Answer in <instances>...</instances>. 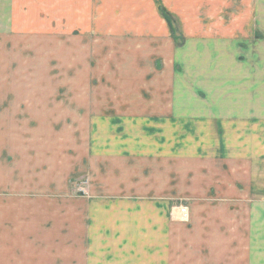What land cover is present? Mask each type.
<instances>
[{
	"label": "crops",
	"instance_id": "1",
	"mask_svg": "<svg viewBox=\"0 0 264 264\" xmlns=\"http://www.w3.org/2000/svg\"><path fill=\"white\" fill-rule=\"evenodd\" d=\"M145 4L142 22L131 23L129 49H113L106 63L111 78L103 65L89 64L94 91H87L85 78H79L84 89L74 88L72 71L63 92H4L6 70L0 77V261L226 264L215 237H185L182 224L165 219L166 198L207 197L223 189L211 185L219 172L232 173L224 151L237 145L194 141L185 155L182 133L184 121L199 122L193 124L198 133L214 131L199 129L208 122L224 132L236 125L232 119L243 125V92H232L243 85L242 74L234 81L232 74L243 0ZM169 32H181L184 46ZM184 156L198 160L191 180L184 178ZM83 176L91 180L86 198L75 191ZM197 225L209 229L196 221L191 229ZM171 227L177 235L169 241Z\"/></svg>",
	"mask_w": 264,
	"mask_h": 264
},
{
	"label": "rangeland",
	"instance_id": "2",
	"mask_svg": "<svg viewBox=\"0 0 264 264\" xmlns=\"http://www.w3.org/2000/svg\"><path fill=\"white\" fill-rule=\"evenodd\" d=\"M145 9V0H0V77L6 70L10 82L5 84L3 78L2 91L63 92V78L70 71L78 79L74 88L84 89L79 78H85L87 91H94L91 82L95 70L89 69V64L103 65L111 78L112 71L106 63L112 61L114 50L129 49L124 46L134 33L131 23L142 22ZM242 11L243 32L235 37L233 54L241 68L233 66L232 74L233 81L242 74L243 85L234 84L232 92H243V125L232 119L236 125L228 127L231 132H224L225 127L208 122L199 129L214 131L198 133L193 124L199 122L184 121L187 128L182 133L185 155L192 154L190 144L194 141L230 140L237 145L224 151L232 173L219 172L218 180L211 185L223 189L207 197L166 198L165 219L182 224L188 234L185 237H199L198 232L215 237L216 253L226 254V264H264V0H243ZM83 23H87V30ZM80 28H85V32ZM169 34L176 46H184L186 38L181 32ZM125 57L126 60L128 55ZM51 78L60 80L50 81ZM182 161L184 178L191 180L198 160L184 156ZM219 163L223 167V162ZM200 168L207 170V160H201ZM209 176L212 173L202 174L204 179ZM216 188L211 187L214 191ZM181 205L189 209L187 222L174 218ZM194 221L207 222L209 229L201 228L202 225L191 229ZM176 235L174 227L168 228L169 241ZM0 264L19 263L2 260Z\"/></svg>",
	"mask_w": 264,
	"mask_h": 264
},
{
	"label": "built area",
	"instance_id": "3",
	"mask_svg": "<svg viewBox=\"0 0 264 264\" xmlns=\"http://www.w3.org/2000/svg\"><path fill=\"white\" fill-rule=\"evenodd\" d=\"M91 180L87 176H83L76 180L75 191L77 195L84 198L90 196ZM174 218L181 222H187L190 218L189 209L186 206H179L176 208V213H174Z\"/></svg>",
	"mask_w": 264,
	"mask_h": 264
},
{
	"label": "trees",
	"instance_id": "4",
	"mask_svg": "<svg viewBox=\"0 0 264 264\" xmlns=\"http://www.w3.org/2000/svg\"><path fill=\"white\" fill-rule=\"evenodd\" d=\"M162 11V15L165 19L169 20V15L164 11V10H161Z\"/></svg>",
	"mask_w": 264,
	"mask_h": 264
}]
</instances>
